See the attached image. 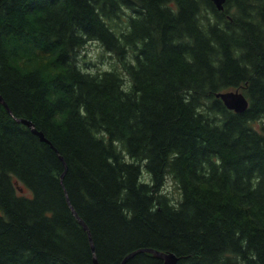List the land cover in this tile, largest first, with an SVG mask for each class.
Listing matches in <instances>:
<instances>
[{"label":"trees","instance_id":"1","mask_svg":"<svg viewBox=\"0 0 264 264\" xmlns=\"http://www.w3.org/2000/svg\"><path fill=\"white\" fill-rule=\"evenodd\" d=\"M0 95V264H264V0H0Z\"/></svg>","mask_w":264,"mask_h":264},{"label":"water","instance_id":"2","mask_svg":"<svg viewBox=\"0 0 264 264\" xmlns=\"http://www.w3.org/2000/svg\"><path fill=\"white\" fill-rule=\"evenodd\" d=\"M212 1L214 2V4L217 6L218 9L222 10L224 8L225 0H212ZM216 97L220 98L230 110H234L235 112H239V113L244 112L247 110L249 106L248 99L243 93L239 91L232 90V91L219 92L216 94ZM0 102H2L7 108H9L8 104L5 102V100L1 95H0ZM18 121L26 124L28 127L31 128V130L34 133L38 134L42 140L47 141L44 134L41 131H39L31 121L24 118H20L18 119ZM20 190L23 191V188H20ZM80 222L88 230L87 225L84 223L82 219H80ZM141 252H148L154 255L155 257L161 258L163 260V264H177V262L179 261V257L173 252H165L162 250L147 248V249H139L132 252L123 260L121 264H125L131 257ZM94 256H95L94 264H99L96 253L94 254Z\"/></svg>","mask_w":264,"mask_h":264},{"label":"rangeland","instance_id":"3","mask_svg":"<svg viewBox=\"0 0 264 264\" xmlns=\"http://www.w3.org/2000/svg\"><path fill=\"white\" fill-rule=\"evenodd\" d=\"M79 54V64L82 69L94 74L107 70L113 63V59L110 58L109 54L95 41L87 42V44L80 49ZM143 177L148 179V173L144 171ZM164 191L170 192L173 198H178V190L174 188V184L170 178H168L166 182Z\"/></svg>","mask_w":264,"mask_h":264}]
</instances>
